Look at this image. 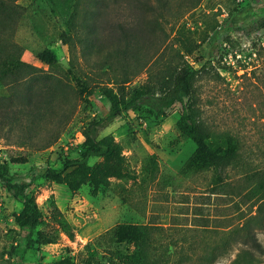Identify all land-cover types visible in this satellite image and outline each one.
Wrapping results in <instances>:
<instances>
[{"label":"rangeland","instance_id":"1","mask_svg":"<svg viewBox=\"0 0 264 264\" xmlns=\"http://www.w3.org/2000/svg\"><path fill=\"white\" fill-rule=\"evenodd\" d=\"M150 2L16 0L0 28V161L27 157L10 162L24 180L80 163L30 186L36 245L23 203L0 182V264H264L242 238L251 227L264 247V0ZM122 20L138 71L130 89L179 52L201 68L193 108L214 154L230 156L224 167L195 157L180 103L161 116L146 105L125 111L100 134L117 151L85 158L84 126L109 111L102 85L127 65L115 46ZM47 48L52 63L39 58Z\"/></svg>","mask_w":264,"mask_h":264},{"label":"trees","instance_id":"2","mask_svg":"<svg viewBox=\"0 0 264 264\" xmlns=\"http://www.w3.org/2000/svg\"><path fill=\"white\" fill-rule=\"evenodd\" d=\"M100 4L114 2L117 8H124L126 5L134 4L135 6L151 5L150 0H93ZM126 3V5H125ZM149 3V4H148ZM20 4L16 0H0V28L8 26V18L11 14L18 13ZM125 14V13H123ZM131 21H119L116 27H121V33L116 38V51L126 60V67L122 71L102 85V93L109 102V111L105 115H99L90 119L83 128V135L86 139L87 148L85 150V158L91 156H111L119 148L113 135L108 134L101 136V132L114 119L119 118L127 110L139 109L146 105L153 109L156 115H166L167 110L174 104H181V112L178 118L179 128L196 144V158L209 159L211 165L218 170L224 167L226 159L220 158L214 154L213 148L208 141L207 135L204 132L203 124L197 110L193 108L194 101V82L201 68L193 66L184 54L180 52L175 55L174 62L157 72H151L146 80L138 87L130 89L129 83L133 75L138 73L137 70L131 69V58L135 56L131 52V44L128 39L126 30ZM128 24V25H127ZM132 26V25H131ZM3 31V30H2ZM119 32V31H118ZM2 32L0 31V36ZM129 34V33H128ZM130 35V34H129ZM39 58L47 63H52L56 59V55L48 48L39 54ZM203 67V66H202ZM72 68H77L72 62ZM78 86L81 92H88L91 95L94 89L89 87L88 82L81 81L78 78ZM220 158V159H219ZM10 162L25 163L28 162L27 157L19 156L12 157ZM8 160L0 161V182L14 196L19 198L24 205V213L27 218V224L30 227V244L36 245L40 242L39 239H33L32 234L40 224V216L37 212L38 204L33 196L29 193V188L35 180L40 177H49L56 180L63 178L64 173L70 167L78 165L79 160H69L61 168L46 166L43 168H34L30 172L27 180L17 177V174L12 172L11 164ZM137 233L135 229H129L126 234L134 236ZM244 242L251 244L252 248L264 251L263 244L258 239L251 227H247L242 233ZM250 249V248H249ZM98 264H112L111 262H101Z\"/></svg>","mask_w":264,"mask_h":264}]
</instances>
